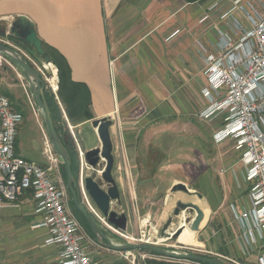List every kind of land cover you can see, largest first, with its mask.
<instances>
[{
    "label": "crops",
    "instance_id": "crops-1",
    "mask_svg": "<svg viewBox=\"0 0 264 264\" xmlns=\"http://www.w3.org/2000/svg\"><path fill=\"white\" fill-rule=\"evenodd\" d=\"M213 5L216 7L210 10ZM229 7L228 0L194 4L182 0H0V31L1 27L8 30L14 19L25 17L56 62L66 63L69 70L65 73L72 84L64 83L59 96L63 108L55 102V110L72 129L82 153L100 146L91 122L111 120L113 178L119 193L141 192L147 186L137 179L139 163L143 157L147 161L150 150L163 156L152 176L161 180L163 191L168 192L177 183L188 186L182 173L197 168L191 162H200L204 166L200 176L218 179L221 184L226 180L232 192L233 176L228 170L239 161L229 151H221L232 143L216 145L212 140L221 125L220 117H199L208 102L201 95L206 81L196 44L212 48L218 38L216 25L226 30L219 16ZM202 16H208L205 23H200ZM20 83L0 84V93L23 107L15 153L25 161L45 166L42 152L47 134L41 113L30 106L29 92ZM26 123L42 142L39 154L23 152L20 127ZM216 150L220 151L217 155ZM74 151L78 154L77 149ZM246 189L247 183L243 192ZM224 194L221 196L220 190L209 184L203 200L209 205L222 198L218 204L224 206ZM33 205L28 194L19 203L0 209V228L9 230L0 236V264H57L58 247L45 244L48 233L35 227L42 223V216L32 210ZM244 205L246 202L239 204L240 209ZM230 209L240 227L234 203ZM21 215L29 223L14 225ZM229 225L236 237L239 233L231 221ZM112 252L102 247L92 249L90 254L99 264H112ZM250 260L255 264L254 256Z\"/></svg>",
    "mask_w": 264,
    "mask_h": 264
},
{
    "label": "built area",
    "instance_id": "built-area-1",
    "mask_svg": "<svg viewBox=\"0 0 264 264\" xmlns=\"http://www.w3.org/2000/svg\"><path fill=\"white\" fill-rule=\"evenodd\" d=\"M228 2L230 7L219 18L226 30L218 31L211 49L199 46L206 81L201 95L208 102L199 117L205 120L220 117L221 125L212 136L213 142L216 145L232 143L234 150L239 152L238 161L245 170L247 201L238 213L233 209L240 223L235 240L243 257L254 256L255 264H264V0ZM215 7L213 5L210 10ZM26 58L42 77L43 88H48L57 99L55 67ZM28 99L30 103V97ZM22 118L9 99L0 96V209L17 204L30 194L35 211L42 216V223L35 227L47 230L46 245L58 247L57 264H99L90 254L91 238L69 211V195L61 178L55 175L58 158L48 139L45 138L42 152L45 166L16 155V137ZM69 131L78 150L82 174L87 165L72 129ZM78 190L88 214L120 235L85 192L82 177ZM124 253V259L135 264L129 259L131 251Z\"/></svg>",
    "mask_w": 264,
    "mask_h": 264
},
{
    "label": "rangeland",
    "instance_id": "rangeland-1",
    "mask_svg": "<svg viewBox=\"0 0 264 264\" xmlns=\"http://www.w3.org/2000/svg\"><path fill=\"white\" fill-rule=\"evenodd\" d=\"M202 17L200 19V23L204 22L208 16L207 17L202 16ZM218 31H221V29H219L216 25L215 27L216 34H218ZM9 35H10L9 30L5 29L4 27H1L0 44L5 45L6 47H9V48H13L17 53H19L26 60H28L26 57L33 60L32 57L28 53H26L24 50L16 47L13 43L8 41ZM196 44L198 48L201 45L200 43L198 45V42ZM204 48H208V47H204ZM27 62L32 67H34L31 62L29 61ZM34 62L38 64L40 63L42 64V61L34 60ZM49 73H50V70H49ZM56 77H57V71H56ZM5 82H8V84H14V85L15 84L20 85L21 84L20 82H22L29 92L30 106L32 105L34 109H37V107L35 106V102H34L33 92L28 84L26 77L22 73L21 69L17 66L16 67L13 66L9 59H7L5 56L0 54V84H4ZM45 83L46 82H44V84ZM43 89L49 96H52L54 98V101L56 102L58 107L62 106L60 105L61 100L59 97V81H58V91L56 93L57 99L50 93V90H48V88H43ZM0 95H4L3 91L0 93ZM17 95H19V89L17 91ZM13 103L11 102V106L13 108L16 107L17 111L19 110L18 112L22 115L23 113L22 105L19 103L18 104H15V103L13 104ZM62 117H63V114H62ZM22 121H23V118H22ZM21 127L20 129H22V131L20 132L19 138L21 141L24 154L30 155L31 153L30 150H33L34 153L39 154L43 145L39 139L37 131L35 129L33 130L30 129L29 123H26V125L21 126ZM57 128H58V134L61 140H65V141L72 143L73 145L71 144V146L74 149H77L76 145L72 141V138L70 136V131L67 128L66 123L63 120H61L60 117L57 122ZM224 150L229 151L228 152L229 154L233 156H237V158L239 157V152L234 150L233 145L228 146V148L226 149H221V151H224ZM218 152L220 151L219 150L215 151L216 155L218 154ZM153 155H155V153H153ZM57 158H58V163H56V165H57L58 170H56L55 175L56 177H59V179L61 178L62 182L64 183L63 173H62L63 171L62 161L60 160L58 156ZM147 163H151V164H148V167H147L146 166ZM191 163L192 165H196L197 168H195V170L192 172L185 170L182 173V178H184V180L187 182V185L189 186V187L187 186V188L191 192L195 191L196 193H199L202 196V199H198L195 195L194 197H190V195H186L181 192L171 194L170 190L168 192L163 191L161 180L153 179V177L150 175L152 172V168L156 164V161L148 160L146 162L145 157H143V161L139 163L141 164L139 165L141 170H140L137 181L139 184H143L141 182H144L147 185L144 187V190H143L144 193L143 191H141L142 192L141 193L139 190L136 193H133V192L131 193V191L126 192L125 190H122V192L119 193L120 201L111 202V210H113L119 215L124 214L127 217L126 231L125 232L119 231L120 235H118L108 230L104 225H102L100 222L96 220H95V224L97 225L101 233L105 235L114 245L149 244V245H153L158 248H161L167 252H176L178 254H193V255H200L203 257H210V258H219L218 256H220L222 257L220 259H222L227 264H234L230 262L228 259H232L239 264H252L250 258L248 259L246 257H243L242 254H240L241 252H239L238 246H236L235 244L236 242H235L234 234L236 233L231 231V228L229 225V222L231 221L237 233L240 232L239 225L236 224V222L233 219L230 205L234 203L236 210L239 212L240 211L239 204L247 201L246 193L243 192V190L246 187V182L244 181L243 167L241 168L240 163L237 162L235 165H233L231 169L228 170L230 175L233 176L232 185L234 186V188H233V191L231 192V190L228 189L227 187L226 180L222 181V184H223L222 185L221 182L218 181V179L213 180V178H211L210 176L202 177L199 174L200 172L203 171L202 169L204 168L203 164H200L201 165L200 167L199 165L200 162H198V164L196 162H191ZM100 168L101 167H98L95 170H93L89 167H86V168L84 167L82 170L83 172L81 174V169L79 167L78 179L76 180V184L78 185L77 187L79 188V182H80L81 177L83 180L89 176H94L95 178H99ZM214 168L217 169L218 171V166L216 164L214 165ZM112 175L113 177H115L114 170L112 172ZM209 184H210V187L212 186V188L214 189L217 188V190H220L221 196L225 193L224 195L226 196V201L224 202V206L218 204L222 198L219 200L217 195H216L217 198L215 201L216 203L209 202V205L211 207L208 205L206 201L203 200L204 196L206 195ZM177 202L193 203L197 205L199 208L205 210V218L199 224L200 225L199 232L194 233L190 231L186 225L184 231L182 232L181 236L177 240L178 242L176 240L160 241L159 236H158L159 230L164 225L166 220L169 217H172V212ZM33 206H34V209L32 210L35 211V205ZM20 209L22 210V207H20ZM187 218H191V216L189 213H186V212H183L181 214V217L179 218H173L172 220L173 224L170 226V231L176 229L178 226H180V224L184 223L185 219ZM19 223L20 224L29 223L28 218L26 216L21 215V217H18L15 220L14 225L15 224L19 225ZM81 228L88 235L85 228H83V226H81ZM8 231L0 228V236L2 237L3 234H5ZM141 232H144V233H141ZM152 232L154 235H151ZM142 234L145 235L144 238L141 237ZM147 240H150V242H146ZM91 241L93 244L90 248V251H92V249L102 248L98 244L96 238L95 239L91 238ZM179 243L186 245L187 247L181 246ZM200 243L203 244L202 247H195L199 245ZM0 245H1V242H0ZM142 256H144V258H142ZM109 257H110L109 261H111L112 264H130L126 259H124L125 257L124 252H112L109 254ZM129 259H131V261L134 260L135 264H147L148 262H156V263L162 262L165 264H198V263L191 262V261L167 259L159 255H153L151 254V252H148V251H144V252L143 251H131V256Z\"/></svg>",
    "mask_w": 264,
    "mask_h": 264
},
{
    "label": "water",
    "instance_id": "water-1",
    "mask_svg": "<svg viewBox=\"0 0 264 264\" xmlns=\"http://www.w3.org/2000/svg\"><path fill=\"white\" fill-rule=\"evenodd\" d=\"M8 30L10 35L21 40L28 47L32 48L37 56L43 59L46 57L42 41L38 38L34 26L25 17H18L14 19L10 23ZM0 54L9 59L12 64L19 67L26 77L34 95L35 106L42 115V122L49 143L55 155L62 161L63 171L65 174V186L69 193L73 207L82 216L100 247L114 252L148 251L167 259L191 261L199 264H227L219 258L167 252L149 244L114 245L105 235H103L95 224L94 219L88 214L78 197L79 190L76 180L72 175L70 155L68 149L66 148L67 143L61 140L59 134L55 130L53 120L44 99L43 85L39 74L13 48L0 44ZM91 126L96 131L100 146L83 153V160L87 167L93 170L98 167L101 168L99 170V178L89 176L83 180L84 190L102 216L107 220V223L118 231L125 232L127 228V217L124 214L119 215L111 210V202L120 201L119 190L112 176L114 159L112 156L113 147L109 135L111 120L109 118L95 120L91 122ZM176 192H181L190 196L192 194L198 199H202V196L199 193H196L195 191L191 192L187 186L182 183H177L170 188L171 194ZM183 212L189 213L191 218L185 219L183 225H180L176 229L170 231V226L173 224V218H179ZM204 218L205 210L199 208L197 205L193 203L177 202L173 209L172 217H169L159 230V240L177 241L184 230V225H187L188 229L194 233L199 232V224ZM195 247L202 246L199 244Z\"/></svg>",
    "mask_w": 264,
    "mask_h": 264
},
{
    "label": "trees",
    "instance_id": "trees-1",
    "mask_svg": "<svg viewBox=\"0 0 264 264\" xmlns=\"http://www.w3.org/2000/svg\"><path fill=\"white\" fill-rule=\"evenodd\" d=\"M182 1L185 2L186 4H194V3L203 2L205 0H182ZM8 41L13 43L16 47H18V48L24 50L26 53H28L32 57L33 60L42 61L44 63H51L52 65H54V67L57 70V76H58V80H59V96H60V91L64 87V83L66 84V83L69 82L68 75H66V73L68 72L69 69H68V66L66 65V63H64L63 65L58 64V62H56V60H55V57L54 56L52 57L50 55V53L44 48L43 44H42V46H43V49H44L45 54H46V57L44 59L39 57V56H37L32 48L28 47L25 43H23L19 39H16L12 35L8 36ZM12 65L15 66L14 64H12ZM65 70H67L66 73H65ZM68 84L71 85L72 83L69 82ZM43 93H44L45 102H46V104L48 106L51 118H52L53 123H54L55 130L58 133L57 122L59 120V115H58L57 111L55 110L56 105H55L54 98L52 96H49L45 92L44 89H43ZM3 96L7 97L10 100V97L8 95L4 94ZM66 148L68 149V152H69V155H70L72 175L75 178V180H77L78 179V170H79V162H78L77 153L74 152V149H73V147L71 146V144L69 142H67ZM153 153H155V155H153ZM162 158H163V156L158 151L150 150L149 155L147 156V161L148 160L149 161L150 160L151 161H156V164H158L162 160ZM148 164H151V163H147V165H146L147 167H148ZM154 172H155V165L152 168V172H151L150 175L153 176ZM62 173H63V180H64V183H65L64 171H62ZM69 204H70L71 208L73 209L74 207H73V204H72L71 200L69 201ZM75 219L78 221V223L81 226H83V228H85V230L88 233L89 237L95 239V236L91 232L90 228L87 226V224L85 223L84 219L82 218V216L78 212H76V218ZM151 254L156 255L154 253H151ZM147 264H165V263H162V262H157V263L156 262H148Z\"/></svg>",
    "mask_w": 264,
    "mask_h": 264
},
{
    "label": "flooded vegetation",
    "instance_id": "flooded-vegetation-1",
    "mask_svg": "<svg viewBox=\"0 0 264 264\" xmlns=\"http://www.w3.org/2000/svg\"><path fill=\"white\" fill-rule=\"evenodd\" d=\"M66 187V186H65ZM67 194L69 195V193H68V191H67ZM78 197H79V191H78ZM190 197H194V195H191ZM69 199H70V196H69ZM79 199H80V197H79ZM68 207H69V211H70V213L72 214V216H74L75 218H76V210L73 208H71V206H70V204L68 205ZM76 212H75V211ZM95 221V220H94Z\"/></svg>",
    "mask_w": 264,
    "mask_h": 264
},
{
    "label": "bare ground",
    "instance_id": "bare-ground-1",
    "mask_svg": "<svg viewBox=\"0 0 264 264\" xmlns=\"http://www.w3.org/2000/svg\"><path fill=\"white\" fill-rule=\"evenodd\" d=\"M180 217H181V216H180ZM183 224H184V223H182V224H180V225H183ZM185 226H186V225H184L183 227L185 228ZM155 233H156V232H155ZM157 233H158V232H157ZM152 235H154L153 232H152ZM179 237H180V236H179ZM143 252H144V251H143Z\"/></svg>",
    "mask_w": 264,
    "mask_h": 264
}]
</instances>
